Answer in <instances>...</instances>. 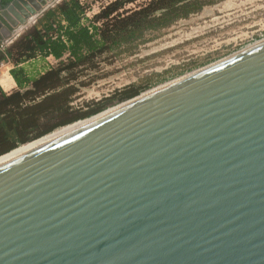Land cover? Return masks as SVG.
Here are the masks:
<instances>
[{"label":"water","instance_id":"1","mask_svg":"<svg viewBox=\"0 0 264 264\" xmlns=\"http://www.w3.org/2000/svg\"><path fill=\"white\" fill-rule=\"evenodd\" d=\"M43 138L0 160V264H264V39Z\"/></svg>","mask_w":264,"mask_h":264},{"label":"trees","instance_id":"2","mask_svg":"<svg viewBox=\"0 0 264 264\" xmlns=\"http://www.w3.org/2000/svg\"><path fill=\"white\" fill-rule=\"evenodd\" d=\"M1 1L6 6L13 0ZM137 1L116 0L89 20L79 0H63L0 52V63L15 65L10 74L18 87L9 94L0 87V157L151 89L149 85L133 86L118 91L113 98L87 105V110L73 107L79 93L76 83L85 67L123 44L168 28L214 4L213 0H151L136 10H126ZM38 57H52L58 64L31 78L20 65Z\"/></svg>","mask_w":264,"mask_h":264},{"label":"rangeland","instance_id":"3","mask_svg":"<svg viewBox=\"0 0 264 264\" xmlns=\"http://www.w3.org/2000/svg\"><path fill=\"white\" fill-rule=\"evenodd\" d=\"M79 1L88 19L93 20L104 7L116 0ZM149 1L138 0L126 10H136ZM213 1L214 4L201 12L168 28L148 32L142 39L123 44L85 67L76 83L79 93L73 107L87 110V105L113 98L118 91L133 86L149 85L152 90L264 39V0ZM51 61L56 67L58 63Z\"/></svg>","mask_w":264,"mask_h":264},{"label":"crops","instance_id":"4","mask_svg":"<svg viewBox=\"0 0 264 264\" xmlns=\"http://www.w3.org/2000/svg\"><path fill=\"white\" fill-rule=\"evenodd\" d=\"M51 60H54L56 64L58 63V61H56L52 57L47 59L38 57L24 64H21L20 67H22L26 71L29 77L36 78L55 66ZM2 63L3 66L0 68V87L5 93L9 94L18 89L17 84L10 74L11 70L15 68V65L10 61ZM3 82L5 84H3Z\"/></svg>","mask_w":264,"mask_h":264},{"label":"bare ground","instance_id":"5","mask_svg":"<svg viewBox=\"0 0 264 264\" xmlns=\"http://www.w3.org/2000/svg\"><path fill=\"white\" fill-rule=\"evenodd\" d=\"M80 122H81V121H80ZM70 126H72V125H69V126H66V127H64V128H61V129L55 131L54 133H58V132H60V131H62V130H64V129H66V128L70 127ZM54 133H53V134H54ZM51 135H52V134H51ZM46 137H47V136H46ZM46 137H44V138H46ZM44 138H43V139H44ZM40 140H42V139H40ZM40 140H38V141H40ZM38 141H35V142H33V143H30V144L24 145V146H22V147L16 149L15 151H13L12 153L10 152V154L1 157L0 160L3 159V158H6V157H8V156H10V155H12V154H14V153H16V152H18V151H20V150H22V149H24V148H26V147H28V146H30V145H32V144L38 142Z\"/></svg>","mask_w":264,"mask_h":264},{"label":"built area","instance_id":"6","mask_svg":"<svg viewBox=\"0 0 264 264\" xmlns=\"http://www.w3.org/2000/svg\"><path fill=\"white\" fill-rule=\"evenodd\" d=\"M15 40V39H14ZM14 40L11 41H4L0 38V52H3ZM3 66V63H0V68Z\"/></svg>","mask_w":264,"mask_h":264},{"label":"flooded vegetation","instance_id":"7","mask_svg":"<svg viewBox=\"0 0 264 264\" xmlns=\"http://www.w3.org/2000/svg\"><path fill=\"white\" fill-rule=\"evenodd\" d=\"M60 2V1H59ZM52 8V7H51ZM42 16V15H41ZM36 22V21H35Z\"/></svg>","mask_w":264,"mask_h":264}]
</instances>
